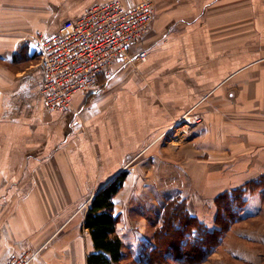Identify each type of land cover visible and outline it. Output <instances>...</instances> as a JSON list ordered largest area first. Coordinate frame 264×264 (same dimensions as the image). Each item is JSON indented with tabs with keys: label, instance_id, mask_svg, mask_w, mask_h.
<instances>
[{
	"label": "crops",
	"instance_id": "crops-1",
	"mask_svg": "<svg viewBox=\"0 0 264 264\" xmlns=\"http://www.w3.org/2000/svg\"><path fill=\"white\" fill-rule=\"evenodd\" d=\"M104 1L0 0V264H86V209L122 170L113 214L138 222L175 195L215 216L217 194L264 177V0H152L132 47L145 60L116 62L72 110H47L41 68L22 65L38 57L35 36ZM252 185L241 210L251 225L231 228L205 263L258 261L264 183Z\"/></svg>",
	"mask_w": 264,
	"mask_h": 264
},
{
	"label": "built area",
	"instance_id": "built-area-1",
	"mask_svg": "<svg viewBox=\"0 0 264 264\" xmlns=\"http://www.w3.org/2000/svg\"><path fill=\"white\" fill-rule=\"evenodd\" d=\"M154 16L152 0H107L90 5L53 33L36 35L45 108L72 110L75 97L99 89L116 62L145 60L146 51L132 52V47L143 39ZM29 259L14 257L7 264H27Z\"/></svg>",
	"mask_w": 264,
	"mask_h": 264
},
{
	"label": "trees",
	"instance_id": "trees-1",
	"mask_svg": "<svg viewBox=\"0 0 264 264\" xmlns=\"http://www.w3.org/2000/svg\"><path fill=\"white\" fill-rule=\"evenodd\" d=\"M128 172L122 170L92 196L84 217L92 250L86 255V264H201L216 251L236 223L245 205V194L257 191L252 184L264 183V177L244 186L224 191L214 198L216 215L208 220L192 215L181 195L167 200L158 215L160 227L154 230L153 239L165 231L170 238L166 242L145 241L141 251L129 254L117 234V215L113 214V198L123 187ZM221 201V202H220ZM174 213L176 216H174ZM179 216L180 218H178ZM177 217V219H175ZM178 230V231H177ZM134 261V262H133Z\"/></svg>",
	"mask_w": 264,
	"mask_h": 264
},
{
	"label": "rangeland",
	"instance_id": "rangeland-1",
	"mask_svg": "<svg viewBox=\"0 0 264 264\" xmlns=\"http://www.w3.org/2000/svg\"><path fill=\"white\" fill-rule=\"evenodd\" d=\"M37 62H38V57L36 56L35 60L27 61L26 63H24L22 65L28 66L31 64H37ZM22 65L20 64L21 67H22ZM117 207H119V206H117ZM162 209H163V207H162ZM143 213L145 214L146 218H144V220H142L140 222H138L136 220H138L141 216H132V218H131L130 217L131 215L126 216V214H124V215L122 214V215L118 216V218H117V230L116 231H117V234L122 238V240L124 242V250L127 251L129 254L131 253V254L135 255L139 251H141L143 245H145V243H146L145 241H148L150 239L152 240L153 239L152 237L154 235V230H156L157 228L160 227L158 216H152L153 213H150L149 209H144ZM131 214H132V211H131ZM160 214H161V212L158 215H160ZM174 216H176L175 213H174ZM246 216H247V214H246ZM246 216H244V218ZM177 217L180 218L179 216H177ZM177 217L175 219H177ZM198 217L203 218V219L207 218L208 220L211 221V218L213 219L215 216H198ZM244 218H243V216H241V217L238 216L236 223H232L231 227L233 228V227H237L239 225L240 226H244V225L250 226L251 224L248 223V221H243ZM258 222L259 221H257L256 223H258ZM138 224H142L144 226L142 229L143 231L141 233L142 237H138V235L134 234V233H136V230H138V229H136V230L134 229L133 232L129 229V227H132V228L138 227ZM230 232H227L224 235L225 238L229 235ZM133 234L135 235L134 238H133ZM262 236H264V234H262ZM169 238H170V232H169V234H167V233H165V231H162L157 236V238L153 239V241L157 242V243L158 242L163 243V242H166ZM222 243H223V241H222ZM219 246H217L216 250L219 248ZM255 246L258 248V253L253 252V256H255V254H256V256H258V261L254 262V263L252 261L251 262H245V261H243L242 258H236V260H234L233 256H231V253H229V252H224V253L227 254L228 258H230L233 261V264H264V244L255 245ZM215 258H216V256H215ZM130 261H131V259L129 258L127 261L124 260L120 264H129ZM134 264H136V263H134ZM201 264H210V263L203 262ZM218 264H221V263H218ZM228 264H230V262Z\"/></svg>",
	"mask_w": 264,
	"mask_h": 264
}]
</instances>
